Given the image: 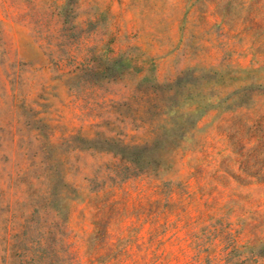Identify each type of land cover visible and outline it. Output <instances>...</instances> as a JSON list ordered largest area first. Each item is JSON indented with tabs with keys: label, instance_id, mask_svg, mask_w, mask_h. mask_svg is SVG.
<instances>
[{
	"label": "rangeland",
	"instance_id": "1",
	"mask_svg": "<svg viewBox=\"0 0 264 264\" xmlns=\"http://www.w3.org/2000/svg\"><path fill=\"white\" fill-rule=\"evenodd\" d=\"M0 264H264V0H0Z\"/></svg>",
	"mask_w": 264,
	"mask_h": 264
},
{
	"label": "trees",
	"instance_id": "2",
	"mask_svg": "<svg viewBox=\"0 0 264 264\" xmlns=\"http://www.w3.org/2000/svg\"><path fill=\"white\" fill-rule=\"evenodd\" d=\"M142 153V150H138L136 153H135V156L131 157V159L129 158L128 161L129 162H134L136 160H138L139 156L141 155Z\"/></svg>",
	"mask_w": 264,
	"mask_h": 264
}]
</instances>
